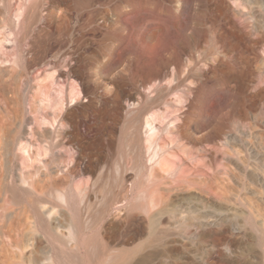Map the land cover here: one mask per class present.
Listing matches in <instances>:
<instances>
[{
  "label": "rangeland",
  "instance_id": "obj_1",
  "mask_svg": "<svg viewBox=\"0 0 264 264\" xmlns=\"http://www.w3.org/2000/svg\"><path fill=\"white\" fill-rule=\"evenodd\" d=\"M118 3L128 7L129 25H116L110 16L113 5ZM22 4L27 9L19 20L16 13ZM186 21L190 24L188 31L197 42L194 48L197 65L185 54L184 62L189 69L184 76L190 69L194 74L203 75L202 123L214 122L215 104L221 97L226 99L218 119L227 122L230 143L226 144L213 132V142L207 140L197 148L178 139L179 147H185L186 152L176 147L173 156L162 153L159 161L174 164L177 176L185 172L192 174L197 168L202 174L219 178L220 182L186 183L179 190L163 191L165 197L159 195L156 199L159 207L152 210V213L164 212L154 234L146 211L131 210L140 193L134 188L129 199L113 208V214L122 219L123 227L107 238L123 248L115 249L118 252L111 250L110 254L126 249L128 262L125 264H264V0H147V3L146 0H89L84 9L73 0H0V36L3 37L0 43V170L7 173L5 182L10 193L0 192V206H5L0 210L6 212L0 211V264H94L93 253L83 246L89 236L77 233L74 214L65 199L83 207L79 192L82 186L84 191L92 189L95 193L107 185L105 192L109 193L119 181L118 167L114 160L109 162L96 152L93 167L86 168L79 146L88 148L100 140L104 144L103 152L118 150L119 130L129 113L139 108L133 101L119 96V87L152 96L145 89V82L158 60L159 49L181 37L179 33L184 32L175 25L179 22L183 26ZM234 23L242 28L248 25L249 35L230 30ZM157 24L164 27V35L144 40V29ZM119 28L123 30L121 41L116 40L120 38ZM129 30L134 32L128 35ZM8 31L15 37L5 40ZM223 31L229 37L226 41L221 36ZM144 43L158 45L157 51L144 52ZM132 44L141 50L140 54L125 55L124 47ZM234 44L237 47L233 50ZM169 77L162 79V86L169 85ZM189 83L186 88L197 86ZM47 84L52 86L50 92ZM46 89L53 99L64 103V114L60 113L54 126L45 124L43 119L48 112L46 102L50 101ZM182 94L184 105L179 104L174 94L165 100L172 105V117H179L177 123L181 122L185 101L190 97ZM73 126L77 127V144L66 145L60 153V149H54L46 156L43 145L48 141L47 130L52 131L49 140L58 143ZM145 134L144 129V144ZM22 141L32 145V158H36L30 162L24 160ZM208 143L215 148L214 165L204 152ZM149 160L145 156L148 174L152 168ZM43 163L45 166L53 163L61 177H68L64 193L69 197L64 195L63 200L54 204L40 201L42 194L23 183L36 181L40 176L37 172L46 170ZM123 165L133 167L130 156ZM99 179L101 182L95 188L93 183ZM127 179L130 185L126 183V186L133 189L135 178L131 179L130 175ZM26 189L43 203L38 206L30 203ZM12 190L22 198L23 204L14 201ZM143 203L149 208V201L143 200ZM49 228L54 230L55 237L48 234ZM77 237L80 248L74 246ZM145 240L149 244L138 252L132 250L136 243ZM42 248L48 253L43 254Z\"/></svg>",
  "mask_w": 264,
  "mask_h": 264
},
{
  "label": "bare ground",
  "instance_id": "obj_2",
  "mask_svg": "<svg viewBox=\"0 0 264 264\" xmlns=\"http://www.w3.org/2000/svg\"><path fill=\"white\" fill-rule=\"evenodd\" d=\"M87 1H89V0H73V3L77 4L79 8L84 9L85 3ZM68 2H69V0H68ZM146 3H147V0H146ZM129 4H130V2H129ZM113 6H115V7L113 8L111 6V8H113V9L110 8L111 12H110V9L107 11L110 12V16L114 20H116V25H119V24L124 25V26L129 25V21H131V20H130L129 14L127 12L128 7L122 3H118L116 5L114 4ZM26 9H27V7L23 6V4L19 7V9L16 13V17L19 20L25 14ZM185 23H187V24H185V25L183 24V26H181V24L179 22L175 25V27L178 30L181 29V31L184 32L183 34L179 33V35L181 37L177 38L176 40H173V42L170 43L169 45L164 46V47L159 49L160 55L158 57V60L153 66L151 75L149 76V78L145 82V89L149 90L148 93L151 92L152 96H150V95L148 96L142 91H134V92L130 91L129 92V90L128 91L124 90V88L122 86L119 87L120 88V91L118 93L119 96L126 97L128 99L127 100L128 102H129V100H130V102L133 101L132 104L133 103H134L133 105L137 104L139 106V108L136 111H131L129 113V115L127 116V119L124 122V125L120 128L118 150L114 151V152H110V153H107L106 151L103 152L104 144L100 140L98 142L92 144L88 148H86L83 145L79 146L80 157L82 158V160H83L82 162L85 164L86 168L90 169L93 167V165H94L93 155H95L96 152L99 153L100 155H102L104 159L109 160V162L114 160L115 165L118 167V168L116 167L118 169V170L116 169V171H117L116 175H118V177H119V179H118L119 183L116 181L117 180L116 178H118V177H116L115 178L116 180H114V183L117 182V183H115V184H117V186L114 189L111 188V190H109V191L107 190L109 193L105 192L106 189H108V188L105 189V187L107 185L106 186L103 185L104 188L101 187V189L97 190V192H95V193L93 192L92 189L90 190L89 188H88L89 191H84L82 189V187H83L82 186L81 189L79 187L78 188L81 190V191L79 190V192H81V202L83 203V207L77 206L76 201L73 204L72 202L69 203V201L67 199H65L66 202H68L67 204H68L69 208L71 209L72 213L74 214L75 221H76L75 226H76V229H77V227L79 229V230H77V233L79 231L80 235H82V236L88 235L89 236V238L85 241L83 246L88 251H91L93 253L91 255L93 256L92 262H94V264H108V263L109 264L110 263L111 264H125L128 262L126 249L119 250V251H121L120 253L110 254L111 250H115V249H118L121 247L123 248V245L120 246V244H115L113 241L109 240L107 237L109 234H113V233L118 232L122 229V227H123L122 219L120 218L119 215H118L119 216L118 217L116 214H113V208L115 207V205L129 199V197L131 195L130 193L134 192V188L139 189L140 193H139V196L136 198V202L134 203V205L132 204L133 206L131 207V210H132V212L133 211H143L144 212V210L146 211L145 213H147V215H149L148 216L149 227L152 231V234H154V232L157 230V227L159 226L160 215H163L164 212L152 213V210L154 211L155 208L157 209L159 207V206L158 207L156 206V205H158V204H156V199L160 197L159 195H162V197H165V196H163L164 195L162 193L163 191H169L170 192L173 190H179V189H181L180 186L182 184L184 185L186 183L189 184V183L200 182L202 184L204 182L207 183V182H210L212 180L220 182L219 178L210 176L208 174H202V170H198L197 168H196L195 172L192 174L187 175V173L185 172L182 175L179 173L180 176H177V175H175L176 170L174 169V167H175L174 164H172L170 161H166L164 163L159 161L162 153L168 154L170 156L174 155V153H175L174 150L176 149V147L180 148L179 143H178V139L181 141H183V140L187 141V143L192 144L194 148H197V147H200L201 145H203V142H204V144H206L205 141H207V140L213 142L214 139L212 136L215 134L217 137H222L223 141L226 144L230 143V137H231L230 135L231 134L229 132H226L228 124H227V122H224L222 119H220V118L218 119V116L223 111V108H221V107L224 106L225 104H227L226 99L221 97L220 101L223 100L224 102L221 103L220 101H218L215 104L216 111H215L214 115H216V118H215L214 122H211L210 124H207V125L202 123L201 120H202L203 114H204L203 102H202V87H204V85H205V81L203 80V75L201 72L194 74L193 71L190 69L188 75L184 76L189 68H188V66L185 65L183 56L185 54H188L192 58V59H189V60H192L190 62H193V65H194V63L196 64V60H195L196 54H195L194 48L197 44L195 37L192 36L191 32L188 31L190 29L189 21H186ZM243 23H242V25H243ZM142 24H140V27L144 26ZM249 28L250 27L246 24H245V27L242 28V27H240V25L238 26L236 23H234L233 25H231L230 30H232L234 32H242L244 34L246 33L247 35H249L248 34ZM119 30H120V33L118 34V36L120 38H117L115 35H113V36L116 37V40L121 41L122 37H123V34L121 32L123 30H122V28H119ZM144 30H145V32L143 31L144 32V34H143L144 40H147V38L149 40H154V39L158 38L159 36L164 35V27L160 24L150 26L148 28H145ZM8 32H9V34L6 35L5 40L12 38V37H15L13 33H11L10 31H8ZM133 32H134L133 30H129L128 35L133 33ZM226 33H227V31H223L221 33L222 39L224 41L229 39V37L226 35ZM182 36H184V37H182ZM2 38L3 37L0 36V43L3 42ZM116 43L118 44V42H116ZM132 46H133V44L131 46L126 45L124 47V51H126V53H124L125 55L129 54L130 56H137L138 54H140L141 50H137V49L133 48ZM236 47H237V44L232 45L233 50L236 49ZM144 49H143L144 52L145 51L146 52H154V51H157L158 45H152V44H145L144 43ZM120 55H122V54H120ZM191 64L189 63V65H191ZM164 71H166V72H164ZM168 76H170L169 79H167V81L169 80V85L162 86L161 85L162 79H164ZM53 77H54L53 74L50 75V78L53 79ZM235 78H236V76H235ZM189 82H191L192 84L197 83V86L193 85L196 87H192V86H190L191 84ZM187 83L190 84V85H188V88H186ZM48 85L49 84H47V86ZM234 85H235V83H234ZM50 86H48V88H47V89H49V92L51 91ZM214 86H215V84H214ZM47 89H46V91H47V95L50 98V101H48L49 100L48 97H47L48 99L44 97V100L47 99L48 102H46V103H48V104H46L44 101H42V102H44V104H46V107L48 106V109L45 107L46 110H48V112L45 113V115L46 114L47 115H46V117H43V119H44L45 124L54 126V124L57 122V117H61L60 113L64 114V113H62L63 112L62 105L64 103L60 102L59 100H57L55 98L53 99L51 97L50 93L48 94ZM146 90H144V91H146ZM181 92L184 93V95L185 94L189 95L190 97H188V100L186 99V101H185L187 104L185 103L186 107L183 108V109H185V111L180 116L181 122L177 123L179 121L178 120L179 117H177V118L172 117V113H171L172 105H170L169 103H166L165 100L169 95L174 94L176 97L178 96L177 99H179V104L180 103L182 104L184 102V98H183V94ZM177 99H176V101H178ZM4 101H5V99H4ZM176 105H178V104H176ZM182 105H184V104H182ZM3 109H4V106H3ZM57 113H58V115H57ZM7 114H6V118H7ZM69 117H70V115H69ZM3 119H4V117H3ZM5 121L3 120V122H5ZM157 122H159L158 124H160L159 127L157 126ZM143 128L145 129V133H146L145 134L146 135L145 144H144L143 137H142V131H144ZM212 132L214 133L213 135H211ZM143 134H144V132H143ZM4 135H5V131H4ZM45 135H46V137H48V141L45 142L46 145H43L44 153L46 154V156L51 155V153L53 152L54 149H60V151L58 150L60 153L66 147V145H71L73 147L78 142L77 127L76 126H73L72 130H69V129L66 130L63 134V139L61 141H58V143H55V142L49 140V139H52V131L50 129L47 130V133H45ZM221 142L222 141H220V143ZM109 143H110V141H109ZM20 144H21V150H22L23 154L25 155L24 156L25 159L23 158L25 160V162H26V160L31 161L33 158H36V156L32 158V154H31L32 145L29 141L28 142L22 141V142H20ZM209 144L210 143H208L207 146ZM111 145H112V143H111ZM114 148H112V149H114ZM116 148H117V145H116ZM218 148H220V147H218ZM226 148H228V147H225V149ZM180 149H182L186 152L185 147H182ZM204 149H205L204 152L210 158L211 165H214L216 162V158L214 157V149L215 148L212 146H208V147H205ZM229 150H230V147H229ZM228 152H227V154H228ZM182 153H184V152H182ZM230 153H232L231 150H230L229 154ZM36 155H37V153H36ZM127 156H130L132 161H133V167L130 166L131 168H126V165H123L124 162H126ZM145 156L146 157L148 156L150 158L149 161H150V164L152 167V168L150 167L151 168L150 174L147 173L148 167H146V165L144 164ZM98 159H99L98 161H100V158H98ZM86 161H89V164H87ZM129 163H131L130 160H129ZM51 164L54 165L53 163H51ZM50 165L48 164V166H47V164H46V166H45L43 163L42 166L45 167V168L43 167V170L44 169H46V170H44V171L41 170L42 173H40V174L37 172V174L40 175V176H38L39 178H37V180L34 181L33 183H29V181H26V180H24L23 183L28 184V186H30L31 189H33V192L38 193V194L40 193V195L42 194V199H40L38 197L40 199V201L43 200L46 202H50V204L51 203L54 204V202H58V200L59 201L63 200L64 195H66L64 192L67 191V185L69 183L68 182L69 180H68L67 176L66 177L64 176L65 178H63V176L61 177L57 173V171L54 169V167L52 165L51 166ZM105 166H109V165H105ZM110 169H112V168H110ZM146 169H147V171H145ZM103 170L105 171V169H103ZM0 172H1V170H0ZM110 173H112L111 170H110ZM110 175L111 174H109V176ZM130 175H131V179L135 178L132 181L133 186H134L133 189H130L129 188L130 186L129 187L126 186V183L129 184L130 180L127 179V177H129ZM146 175H147V177H146ZM35 179H36V177H35ZM101 179H102V177H101ZM6 180L8 181V176H7V173L3 170L0 174V192L1 193H9V191H8V185L9 184L5 182ZM222 180H224V178ZM230 181H232V180H230ZM230 181H228V184ZM100 182H101L100 179H99V182L98 181H97V183L94 182L93 183L94 187L96 188L97 184ZM109 183L111 184L112 182H109ZM109 183H107V184H109ZM110 184L108 185V187L110 186ZM176 185H179V186H176ZM149 186H151V187L148 188ZM190 187H191V185H190ZM193 187H195V186L193 185ZM12 189L14 190V187ZM109 189H110V187H109ZM13 190L11 192L13 193L12 196H13L14 201L19 202L20 204H23L24 202L21 201L22 198L20 199V197L15 193L16 190H14L15 192H13ZM33 192L30 189L25 190V194L27 195L30 203H33V205L43 203L37 199V195ZM17 193H19V192H17ZM34 194L36 196H34ZM66 196H68V194ZM94 198H95V200H94ZM34 199H37V200H34ZM143 200L145 202H148V201L150 202L149 208H148L147 203L146 204L143 203ZM151 204H153L152 207H150ZM2 205L3 204H1V206ZM24 206H25V209H27L28 206L26 203L24 204ZM3 207H5V206H2V208ZM2 210L3 209H1L0 211H2ZM165 211H167V210L165 209ZM3 212H4V214L6 213L4 210H3ZM7 212H9L8 209H7ZM132 212H130L131 215H132ZM32 213H29V214H32ZM46 231L48 232V234L50 236L55 237V234H53L54 230L52 228L46 229ZM76 239H75L76 241L74 240L75 244H76V242L79 241L78 237ZM69 244H70V242H69ZM147 244H149L147 240L136 243L133 246L132 250L134 252H138ZM74 246L78 247L79 244L77 243ZM79 248H80V246H79ZM41 252L43 254L48 253V251L46 252L45 248H42ZM111 252H113V251H111ZM115 252H118V251L115 250ZM74 257H77V256H74ZM71 262H73V261H71Z\"/></svg>",
  "mask_w": 264,
  "mask_h": 264
}]
</instances>
